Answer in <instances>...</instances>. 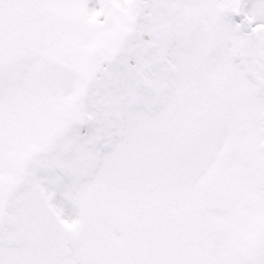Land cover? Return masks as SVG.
<instances>
[{
    "label": "snow or ice",
    "instance_id": "1",
    "mask_svg": "<svg viewBox=\"0 0 264 264\" xmlns=\"http://www.w3.org/2000/svg\"><path fill=\"white\" fill-rule=\"evenodd\" d=\"M0 264H264V0H0Z\"/></svg>",
    "mask_w": 264,
    "mask_h": 264
}]
</instances>
